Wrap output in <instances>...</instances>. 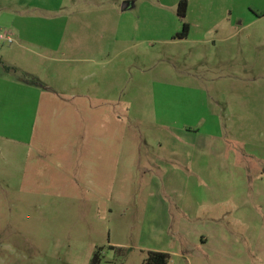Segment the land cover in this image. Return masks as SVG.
Instances as JSON below:
<instances>
[{"label": "rangeland", "instance_id": "obj_1", "mask_svg": "<svg viewBox=\"0 0 264 264\" xmlns=\"http://www.w3.org/2000/svg\"><path fill=\"white\" fill-rule=\"evenodd\" d=\"M178 1L0 0V264H264V0Z\"/></svg>", "mask_w": 264, "mask_h": 264}, {"label": "trees", "instance_id": "obj_2", "mask_svg": "<svg viewBox=\"0 0 264 264\" xmlns=\"http://www.w3.org/2000/svg\"><path fill=\"white\" fill-rule=\"evenodd\" d=\"M188 0H179L177 3V14L181 18H184L187 11ZM189 32V23L187 21L182 22V27L180 31L175 33V37L177 38H186ZM7 70H16L15 67L4 66ZM21 81L26 82L31 85H40V82L33 76L24 74L21 75ZM169 259V254L163 251L150 250L147 253V257L145 258V262L148 264H167ZM98 261V253L96 252L92 258L91 264H96Z\"/></svg>", "mask_w": 264, "mask_h": 264}, {"label": "crops", "instance_id": "obj_3", "mask_svg": "<svg viewBox=\"0 0 264 264\" xmlns=\"http://www.w3.org/2000/svg\"><path fill=\"white\" fill-rule=\"evenodd\" d=\"M124 2H129V1H124ZM121 5L122 4H120V9H121ZM127 8H125V9H127ZM121 10H124V9H121ZM18 15H21L20 11H18ZM58 18H64V17L61 16V17H58ZM19 19H22V17H18V20H17L18 21V24L15 21H11L12 31L14 32V35H15L16 39L18 41H25V42H28V43H31V44H36V40H37L38 34L35 33V32H33V31H31V30H26V28L24 27V25L22 23V20H19ZM52 20H54V19H52ZM65 22H66V18H65ZM190 32L191 31H190V25H189V32H188V34ZM44 35L48 36L47 39L49 40V39H52L51 38L52 35L55 36L56 34L55 33L48 32V33H44ZM34 55H38V54L36 52H34ZM27 70H28V72L30 74H36L35 71H33L32 69L27 68Z\"/></svg>", "mask_w": 264, "mask_h": 264}, {"label": "built area", "instance_id": "obj_4", "mask_svg": "<svg viewBox=\"0 0 264 264\" xmlns=\"http://www.w3.org/2000/svg\"><path fill=\"white\" fill-rule=\"evenodd\" d=\"M0 40L6 41L8 43L13 41L12 35L9 31L0 32Z\"/></svg>", "mask_w": 264, "mask_h": 264}, {"label": "water", "instance_id": "obj_5", "mask_svg": "<svg viewBox=\"0 0 264 264\" xmlns=\"http://www.w3.org/2000/svg\"><path fill=\"white\" fill-rule=\"evenodd\" d=\"M129 2H123V4L121 5V9H125L129 6Z\"/></svg>", "mask_w": 264, "mask_h": 264}]
</instances>
